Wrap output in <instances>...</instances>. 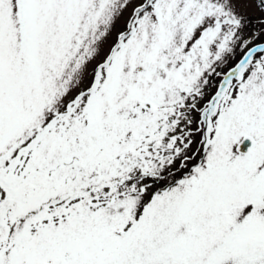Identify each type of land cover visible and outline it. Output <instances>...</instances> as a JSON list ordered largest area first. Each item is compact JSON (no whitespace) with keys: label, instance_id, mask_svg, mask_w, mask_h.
I'll return each mask as SVG.
<instances>
[{"label":"snow or ice","instance_id":"snow-or-ice-1","mask_svg":"<svg viewBox=\"0 0 264 264\" xmlns=\"http://www.w3.org/2000/svg\"><path fill=\"white\" fill-rule=\"evenodd\" d=\"M0 264H264V0H0Z\"/></svg>","mask_w":264,"mask_h":264}]
</instances>
